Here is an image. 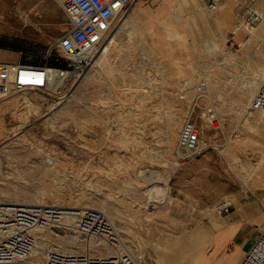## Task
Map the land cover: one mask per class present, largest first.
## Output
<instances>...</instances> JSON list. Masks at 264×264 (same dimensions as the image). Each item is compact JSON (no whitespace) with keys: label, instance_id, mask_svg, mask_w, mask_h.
I'll return each mask as SVG.
<instances>
[{"label":"rangeland","instance_id":"374dc122","mask_svg":"<svg viewBox=\"0 0 264 264\" xmlns=\"http://www.w3.org/2000/svg\"><path fill=\"white\" fill-rule=\"evenodd\" d=\"M245 2L208 10L202 0L137 1L74 96L55 102L26 91L0 100V199L101 210L151 264L166 245L188 244L218 200L264 187V115L250 108L264 20L244 23ZM257 5L264 12V0ZM67 27L55 0H0V45L28 48L33 62ZM199 82L207 98H197ZM209 103L219 127L203 110ZM188 115L210 146L183 160Z\"/></svg>","mask_w":264,"mask_h":264},{"label":"built area","instance_id":"2783aa9c","mask_svg":"<svg viewBox=\"0 0 264 264\" xmlns=\"http://www.w3.org/2000/svg\"><path fill=\"white\" fill-rule=\"evenodd\" d=\"M241 1V0H237ZM245 1V0H244ZM259 0H246L238 16L247 24L264 20ZM68 27L40 54L39 62L0 60V100L26 91H37L61 102L94 62V54L115 29L117 19L127 16L134 0H55ZM215 10L220 0H202ZM18 54L27 58L29 49ZM197 98H207L204 82L196 85ZM210 104V103H209ZM250 108L264 115V77ZM212 124L219 117L210 104L203 106ZM210 145L201 138L200 127L188 115L182 124L177 148L181 159L196 157ZM219 144H215L217 148ZM53 164L54 159L46 158ZM251 197L254 193L245 189ZM222 198L213 210L222 214L232 207ZM36 264H149L147 249L126 243L112 221L98 209L59 203L0 202V264H18L29 258ZM237 264H264V220L259 233Z\"/></svg>","mask_w":264,"mask_h":264},{"label":"crops","instance_id":"0c3cea01","mask_svg":"<svg viewBox=\"0 0 264 264\" xmlns=\"http://www.w3.org/2000/svg\"><path fill=\"white\" fill-rule=\"evenodd\" d=\"M137 1L142 0H134L133 5ZM13 47L0 45L1 61L33 62L21 58ZM11 51L16 53L17 60L6 58ZM253 193L255 197L232 196L233 204L227 212L204 216V223L190 233L188 244L172 248L166 245L151 264H237L257 237L264 220V187Z\"/></svg>","mask_w":264,"mask_h":264},{"label":"bare ground","instance_id":"6f19581e","mask_svg":"<svg viewBox=\"0 0 264 264\" xmlns=\"http://www.w3.org/2000/svg\"><path fill=\"white\" fill-rule=\"evenodd\" d=\"M137 3V2H136ZM138 7V6H137ZM134 9H137V8H133L132 9V11L134 10ZM121 21V23L119 24V26L117 27V29H116V33L111 37V38H109V39H107L108 41H107V43L105 44V46H104V48L102 49V48H100V49H102V50H98L97 52H96V54H94V62H93V64H92V66L95 64V63H97L98 64V62L100 61V59H101V57H103L104 55H106V53H107V51H108V49H109V46L112 44V42L114 43V41H115V36H116V34L118 33V32H120L122 29H124L125 28V26H126V23H127V19H126V17H124L122 20H120ZM127 29V28H126ZM218 52V51H217ZM91 66V67H92ZM90 67V68H91ZM90 68H89V70H90ZM88 70V71H89ZM88 71L79 79V81H78V83L76 84V86L74 87V89H72L71 90V92L70 93H68V95L69 96H74V92H75V90L77 89V87L79 86V84L80 83H82L83 82V80L84 79H86V75H87V73H88ZM260 76L262 77L261 78V81H262V79H263V77H264V61H263V64H262V66L260 67ZM251 81V83L252 84H254L253 85V87H255L256 86V84H257V82H256V80H254V78L252 79V80H250ZM259 81H260V78H259ZM254 90V89H253ZM57 160V159H56ZM155 173V172H154ZM152 176H154L153 174H151ZM154 180V179H153ZM0 202H7V200H1L0 199ZM9 202H17V201H9ZM23 202H26V201H23ZM44 202V201H43ZM42 202V203H43ZM20 203V202H19ZM29 203H41V201L39 200V202H29ZM69 206H78V205H75V204H70ZM79 206H83V205H79ZM87 206V205H86ZM88 207V206H87ZM106 212V211H105ZM107 215V214H106ZM108 218H109V216H108ZM110 219V218H109ZM113 221V220H112ZM113 223V222H112ZM36 261H25V262H23L24 264H36L35 263ZM22 263V264H23ZM18 264H20V263H18Z\"/></svg>","mask_w":264,"mask_h":264}]
</instances>
